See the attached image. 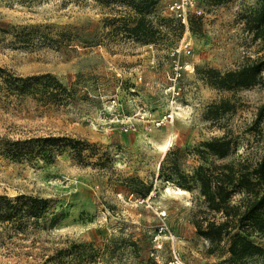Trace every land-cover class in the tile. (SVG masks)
Segmentation results:
<instances>
[{"label":"rangeland","instance_id":"obj_1","mask_svg":"<svg viewBox=\"0 0 264 264\" xmlns=\"http://www.w3.org/2000/svg\"><path fill=\"white\" fill-rule=\"evenodd\" d=\"M156 1L0 0V67L74 90L59 106H1L0 136L80 141L50 164L0 156V194L50 209L41 225L0 227V264H234L230 237L199 234L225 217L196 173L252 172L264 154V86L221 90L208 73L264 59L244 24L262 0H199L187 25ZM216 138L230 143L225 158L205 146ZM231 199L241 207L247 195L234 188ZM252 240L264 247V235Z\"/></svg>","mask_w":264,"mask_h":264},{"label":"trees","instance_id":"obj_2","mask_svg":"<svg viewBox=\"0 0 264 264\" xmlns=\"http://www.w3.org/2000/svg\"><path fill=\"white\" fill-rule=\"evenodd\" d=\"M146 3L149 8L157 1L146 0ZM244 24L254 40L264 39V0L250 9ZM149 32L148 30L147 33ZM208 73L211 85L221 90L245 89L259 84L264 86V59H254L237 69L225 72L210 68ZM73 93V89L65 87L51 74L23 77L0 67V107L12 103L22 104L30 98L37 99L45 106H59L73 99ZM261 111H264V106ZM79 145L80 141L67 136H0V156L18 163L50 164L67 147L78 155ZM205 146L220 159L225 158L230 151V143L220 138L211 140ZM196 176L200 183V192L210 209L225 217L220 223L209 222L205 228L199 227V234L217 242L230 237L228 251L234 264H246L248 259L264 256V247L252 240L253 236L264 235V154L252 172L240 171L237 174L232 166L222 165L200 167ZM234 188L247 195V202L241 207L232 205ZM48 204V199L39 196L20 195L11 198L0 194V227L17 232L31 225H41L40 221L45 220L50 213ZM235 231L238 232L233 233Z\"/></svg>","mask_w":264,"mask_h":264},{"label":"built area","instance_id":"obj_3","mask_svg":"<svg viewBox=\"0 0 264 264\" xmlns=\"http://www.w3.org/2000/svg\"><path fill=\"white\" fill-rule=\"evenodd\" d=\"M167 1V10L173 15V17L180 21L182 24L187 25L188 19L191 12L195 9L198 0H166ZM116 101H113L115 103ZM126 130H135L133 124L126 123ZM174 264H182L180 258L176 255Z\"/></svg>","mask_w":264,"mask_h":264},{"label":"bare ground","instance_id":"obj_4","mask_svg":"<svg viewBox=\"0 0 264 264\" xmlns=\"http://www.w3.org/2000/svg\"><path fill=\"white\" fill-rule=\"evenodd\" d=\"M180 193H183L184 191H179ZM183 194H185V193H183Z\"/></svg>","mask_w":264,"mask_h":264}]
</instances>
